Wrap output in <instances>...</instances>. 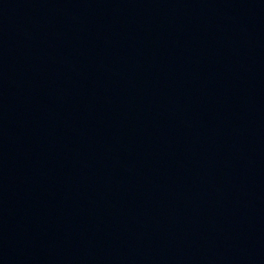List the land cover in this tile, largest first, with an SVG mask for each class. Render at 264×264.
Masks as SVG:
<instances>
[{"label":"water","instance_id":"water-1","mask_svg":"<svg viewBox=\"0 0 264 264\" xmlns=\"http://www.w3.org/2000/svg\"><path fill=\"white\" fill-rule=\"evenodd\" d=\"M0 264H264V0H0Z\"/></svg>","mask_w":264,"mask_h":264}]
</instances>
